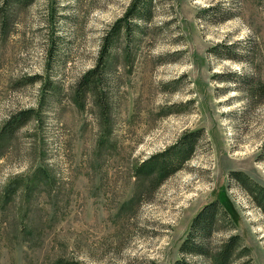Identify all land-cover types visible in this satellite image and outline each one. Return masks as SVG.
<instances>
[{
    "label": "rangeland",
    "instance_id": "rangeland-1",
    "mask_svg": "<svg viewBox=\"0 0 264 264\" xmlns=\"http://www.w3.org/2000/svg\"><path fill=\"white\" fill-rule=\"evenodd\" d=\"M132 2L5 7L0 264H209L180 246L218 196L236 220L218 216L205 251L236 236L230 264H264V214L229 175L264 188V103H247L236 84L237 76L264 82V0H138L140 15L117 34L101 87L75 100L102 37ZM28 109L26 124L1 134ZM195 131L192 157L158 186L133 176Z\"/></svg>",
    "mask_w": 264,
    "mask_h": 264
},
{
    "label": "trees",
    "instance_id": "trees-1",
    "mask_svg": "<svg viewBox=\"0 0 264 264\" xmlns=\"http://www.w3.org/2000/svg\"><path fill=\"white\" fill-rule=\"evenodd\" d=\"M34 1L35 0H3V4L0 7V17L2 18L1 29H4V24L6 23L5 19H7V16H5L6 6H28ZM139 15L140 7H138V0H133L125 13V16L116 22L107 33H105L102 37L99 55L94 68L85 72L81 77V81L77 84L74 91L75 100L78 101L80 96L86 92L87 89L97 90L101 87V76L110 65V63H107V60L111 56L110 49L117 38V34L123 29L125 32H128L130 30V21L133 17ZM216 77L218 80L224 82V77H222V75H216ZM237 78L241 81H237L236 84L247 103L253 105L254 102L257 101H259V103H264V82L246 76H237ZM240 83H243V85L240 86ZM102 92L103 91H101V93ZM33 113V110L28 109L14 114L2 127L1 134H11L15 129L26 124ZM200 134L201 131L183 134L173 146L166 148L162 152L151 155L149 158L140 162L133 169V176L140 179L153 180L155 181V185L158 186L163 180L179 170L183 164L192 157L196 146L200 142ZM229 175L232 179L237 180L240 186L248 192L254 203L264 214V188L250 184L248 177L241 172H231ZM42 177L45 178V176ZM235 214L234 207H232L230 203H227L225 198L219 196L210 204L205 205L193 217L190 223L187 237L180 246L181 255L189 254L199 257L204 256L205 258H209V264H230L231 257L236 251L238 245L236 236L230 237L226 240L213 255L205 251L203 243L210 234L212 224L218 216H222V219H230L235 223ZM173 264L189 263L184 257H180L175 260Z\"/></svg>",
    "mask_w": 264,
    "mask_h": 264
}]
</instances>
